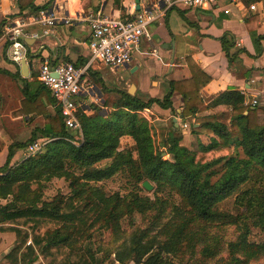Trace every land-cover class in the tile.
Returning a JSON list of instances; mask_svg holds the SVG:
<instances>
[{"label": "trees", "instance_id": "1", "mask_svg": "<svg viewBox=\"0 0 264 264\" xmlns=\"http://www.w3.org/2000/svg\"><path fill=\"white\" fill-rule=\"evenodd\" d=\"M17 8L38 10L34 0H17ZM220 42L229 62L234 60L231 35ZM185 63L191 77L169 83L162 99L120 93L108 113L79 110L82 139L65 129L57 109L43 131L50 140L43 151L0 169V199L6 200L0 232L13 233L16 242L5 264H103L89 242L105 233L116 245L112 264H261L264 108L249 107L237 91L222 93L212 105L230 109L229 124L207 122L211 135L197 151L181 146L174 128L161 142L164 151L156 149L149 123L138 114L153 105L170 108L174 92L183 98V120L206 110L200 91L209 77L192 59ZM123 138L132 149H120ZM122 173L130 179L129 193L107 195L96 186ZM52 179L67 182L69 192L46 201L44 188ZM146 181L153 198L141 194ZM232 198L234 214L221 208ZM124 222L131 230L127 237ZM252 229L260 242L251 241Z\"/></svg>", "mask_w": 264, "mask_h": 264}, {"label": "crops", "instance_id": "2", "mask_svg": "<svg viewBox=\"0 0 264 264\" xmlns=\"http://www.w3.org/2000/svg\"><path fill=\"white\" fill-rule=\"evenodd\" d=\"M135 1L34 0L37 11H20L17 0H0V169L21 162L26 147L33 141L47 139L43 131L49 128V121L57 110L50 92L36 80V72L29 70L31 76L23 78L18 65L8 61L4 27L17 18L27 20L40 10H50L54 4L62 13L69 11L71 15L81 7L85 12L100 11L107 17L124 19L128 17L125 7L131 5L135 10ZM153 1L139 0L138 6L141 8ZM251 4H256V12L249 11ZM161 8L165 10L164 16L149 26V38L143 39L134 50L130 63L116 70L97 66L91 70L89 81L94 78L98 85L118 90L119 98L120 93L129 95L133 87L132 97L144 101L162 99L169 91V83L191 77L185 59H192L209 77V82L200 91L206 110L183 120V98L174 92L170 97V108L153 105L148 112L142 111L146 118L142 112L138 114L149 123L154 141H164L174 128L178 131L175 136L179 137L180 145L187 148L182 145L187 140L192 148L189 150L196 151L199 143L207 142L211 135L204 127L207 122L229 124L230 109L212 105L222 93L237 91L244 96L245 104L256 100L257 107L264 108V27L260 23L264 0H241L229 14L223 11L227 8L225 3L212 9L173 6L166 10L163 4ZM25 30L38 35V38L26 41L29 58L37 63L47 62L51 67L71 63L78 68L88 63L91 35L86 23H57L49 29L29 25ZM46 30L48 35L43 34ZM226 33L231 35L233 42L230 53L238 52L230 62L220 42ZM105 73L111 76L113 85L107 82ZM97 84H92L95 96L81 94L77 97L82 111L89 116L94 115L91 104L103 97ZM102 105L106 107L104 102ZM23 108L25 112L20 113ZM179 119L187 123L189 132L188 128L179 127ZM9 154H12L10 159ZM5 203L6 200L0 199V205ZM14 239L13 233L0 232V264L6 263L5 256L13 249Z\"/></svg>", "mask_w": 264, "mask_h": 264}, {"label": "built area", "instance_id": "3", "mask_svg": "<svg viewBox=\"0 0 264 264\" xmlns=\"http://www.w3.org/2000/svg\"><path fill=\"white\" fill-rule=\"evenodd\" d=\"M240 1L155 0L138 11H135L131 5L126 6L128 17L124 19L110 18L100 11L85 12L81 7L75 9L72 15L69 14V11H65V14L59 10V6L54 7V4L50 10H40L27 20L17 18L4 27V36L8 40L7 59L15 65L25 60L29 70L36 72L38 83L50 92L55 107L60 111L65 129L77 133L82 139L81 127L77 119V113L82 110V105L77 102V97L81 94L95 96V88L89 82L91 70L97 66L111 70L127 66L134 50L138 48L143 39L149 38V26L164 16L165 10L161 8V4L167 10L173 6L183 9H212L219 3H225L227 8H224L223 11L229 14L231 8ZM249 11L256 12V4L249 5ZM74 21L86 23L90 31L89 61L86 65L78 68L71 63H63L51 67L47 62L37 63L29 58L26 41L36 39L38 35L27 32L26 27L40 25L49 29L57 23L71 25ZM260 23L264 27V13L260 15ZM43 34L48 35V30ZM247 105L255 108L258 103L253 100ZM149 109L146 108L142 111L146 113ZM179 120V127L187 129V123ZM67 141L73 143L68 139ZM49 142V139H42L30 143L25 149L23 160L41 153Z\"/></svg>", "mask_w": 264, "mask_h": 264}, {"label": "rangeland", "instance_id": "4", "mask_svg": "<svg viewBox=\"0 0 264 264\" xmlns=\"http://www.w3.org/2000/svg\"><path fill=\"white\" fill-rule=\"evenodd\" d=\"M108 75H106V73H105L104 77L107 76L106 77L108 80L107 82H109L110 84L113 85V83H114L113 79L110 78L111 77L110 75L108 77ZM89 82L93 85L97 84V82L94 80V78H90ZM98 87L101 90L103 97L100 100H96V99L94 100V102L91 104V106H93L92 110H93V113H95L96 111H99V112L105 114V113L110 112L112 106L117 103L118 98H119L118 97L119 91L116 89L107 88L104 85H98ZM132 94H133V91H132ZM103 102L106 104V107H104V105H102ZM94 108H95V110H94ZM188 129H189L188 130V132H189L190 131L189 126H188ZM179 133L181 135V132H179ZM73 134H75V133H73ZM186 141L182 145H184L188 149L192 150V148L189 146V143ZM154 142H155L156 149H158L160 151H164L163 146L161 145V141L158 142L157 140H155ZM132 147H133L132 141L128 140L127 138L122 139L121 145H120L121 150H123V149L129 150V149H132ZM194 150H196V148H194ZM162 156H163L164 160L168 159V156H165V155H162ZM208 157L209 158L215 157V153L210 154ZM96 186L99 187L107 195L116 194V193H118L120 195H125V194L129 193V191L131 190L130 179L127 177V175L125 173L119 174V175L115 176L113 179L106 181V182H103L101 184H98ZM68 192H69V189H68V183L67 182H65L63 179H52L49 183H47L45 185L44 192H43V199L46 201H50L57 194L68 195ZM141 194L142 195H148L150 198H153L152 191L146 192L143 189V192ZM221 208L223 210H226V211L234 214L235 208L233 206V198L225 201L221 205ZM136 223L141 224L139 217L137 218ZM122 229L127 234L126 237L131 232L127 222H124L122 224ZM126 237H123V238H126ZM229 238H232V236L230 235ZM250 239H251V241H254V242H260L262 240V236L257 230L252 229V235L250 236ZM29 244H30V240L27 241L26 245H29ZM15 245H16V242L14 241L13 247ZM115 246L116 245L112 243V238H111L110 234H108V233H105L103 236L96 234L95 237H93L89 242V247H91L92 251L95 253V258H96L97 262L99 263L100 261H103V264H112L113 263L114 256L112 254L110 255V253L113 252ZM258 263L264 264V259H261ZM114 264H117V263H114ZM129 264H133V263H129Z\"/></svg>", "mask_w": 264, "mask_h": 264}, {"label": "water", "instance_id": "5", "mask_svg": "<svg viewBox=\"0 0 264 264\" xmlns=\"http://www.w3.org/2000/svg\"><path fill=\"white\" fill-rule=\"evenodd\" d=\"M137 7H136V11H138L140 8L138 6V3H139V0H136L135 1ZM27 43V42H26ZM18 67L20 69V73H21V76L23 78H29L31 76V73L29 71V66L27 65V63L25 62V60L21 61L19 64H18ZM132 91H133V87L131 88V90L128 92V94L131 96L132 95ZM175 126L177 127V123L175 124ZM164 155V153L162 154ZM142 188L146 191V192H151L153 190V186H151L149 184V182H144L142 185Z\"/></svg>", "mask_w": 264, "mask_h": 264}]
</instances>
